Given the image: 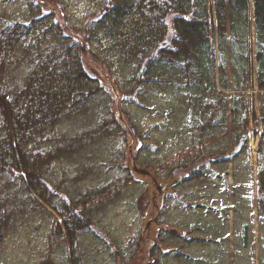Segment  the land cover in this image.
Masks as SVG:
<instances>
[{
    "label": "rangeland",
    "instance_id": "rangeland-1",
    "mask_svg": "<svg viewBox=\"0 0 264 264\" xmlns=\"http://www.w3.org/2000/svg\"><path fill=\"white\" fill-rule=\"evenodd\" d=\"M40 1L0 0V31L17 28L21 44L44 38ZM100 2L62 0L73 24L95 17ZM170 28L173 31L172 23ZM253 39L254 87H240L247 77L243 71L238 75L230 71L235 85L214 82L207 77L212 67L204 56L191 80L178 62L156 63L154 73L166 81H153L146 92L131 98L128 114L120 111L108 73L86 54L91 77L102 87L93 110L60 123L45 146L81 134L111 113L128 131L96 138L75 157L56 160L50 177L73 196L107 186L119 188L120 194L94 205L93 219L76 243L75 255L65 227L63 231L57 226L62 216L50 207L53 213L40 209L22 218L0 244V264H264V184L259 182V163L264 164V90L258 84ZM242 49L236 53L241 55ZM37 53L36 49L32 55ZM14 56L23 60L13 66L10 81L22 83L30 60L22 50ZM245 104L254 105L257 118L250 115L248 141L240 143L236 154L233 125L239 116L229 108L243 113ZM182 158L193 161L176 167ZM89 165L91 173L80 171ZM57 194L62 198L61 190Z\"/></svg>",
    "mask_w": 264,
    "mask_h": 264
},
{
    "label": "trees",
    "instance_id": "trees-1",
    "mask_svg": "<svg viewBox=\"0 0 264 264\" xmlns=\"http://www.w3.org/2000/svg\"><path fill=\"white\" fill-rule=\"evenodd\" d=\"M41 13L46 22L44 38L21 44L17 28L0 31V244L23 217L40 209L53 213V209L62 216L57 226L63 231L65 227L75 255L76 243L93 219L94 205L113 201L120 189L107 186L73 196L64 184L51 179L52 164L62 157H75L96 138L119 129L128 131L120 117L111 113L83 133L45 146L60 123L93 110L102 87L91 77L86 54L108 73L124 113L128 101L146 92L149 83L166 81L154 73L156 63L178 62L191 80L204 56L212 67L207 77L214 82L235 85L230 71L235 75L243 71L247 77L240 87H254V37L258 84L264 90V0H101L98 14L79 24L71 23L62 0H41ZM36 49L37 55H32ZM239 49L241 55L236 53ZM18 50L29 58L30 67L22 83L12 84L13 66L23 60L14 56ZM215 89L220 92L217 85ZM261 109L264 123L263 102ZM229 110L239 116L233 125L237 154L240 143L248 141L250 115L255 119L257 115L253 104H245L243 113ZM192 161L179 159L176 167ZM92 168L84 166L80 171L91 173ZM81 178L78 174L77 179ZM259 180L264 184V164L260 163Z\"/></svg>",
    "mask_w": 264,
    "mask_h": 264
}]
</instances>
